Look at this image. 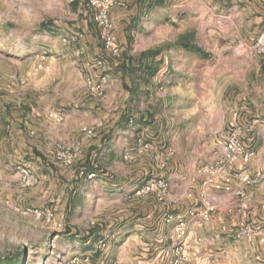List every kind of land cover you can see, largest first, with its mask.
<instances>
[{"label":"crops","instance_id":"0c3cea01","mask_svg":"<svg viewBox=\"0 0 264 264\" xmlns=\"http://www.w3.org/2000/svg\"><path fill=\"white\" fill-rule=\"evenodd\" d=\"M148 1L134 0V3H122V7L118 5L111 10L122 57L113 58L103 48L99 57H104L106 64L97 69L89 67L90 74L86 77L90 76L94 81L103 80L105 89L110 87V84L106 85L110 82V75H107V80L102 74V70L108 67V57L114 70L121 77L125 76L120 65L123 61L127 66L131 65L128 57L137 56L133 52L138 50L131 51L129 47L134 41L137 22L155 4ZM174 1L193 6L195 0ZM225 3L230 11H237L239 25L251 27L264 23V0H225ZM216 17L218 24L232 19L229 14ZM87 37L92 38L91 34ZM89 45L95 53L98 49L96 43L89 39ZM145 50H140V53ZM164 58L162 56L163 62ZM179 72L187 75L179 80V86L189 89L204 85V73L213 74L208 82L219 90V109L201 118L208 123L202 125L205 131L201 128V133L216 136L221 130L226 129L228 133L232 128L240 127L241 138L251 147L254 155L237 167L252 175H260L262 171L264 174L263 145L255 149L264 137V58H260L256 66L247 65L245 68L233 64L221 67L195 64L179 66ZM152 84L150 81L132 82L124 77L117 84L120 97L106 112L99 104L82 103L84 106L80 109H66L70 94H67L66 88L59 86L49 87L50 94L38 95L37 99V86L31 81L27 86V94L31 98L20 101L22 109L19 112L13 110L15 103L12 99L0 102V116L6 123L1 142L8 152L19 149L24 153H38V164L42 168L38 174L41 182L38 186L39 202L43 205L51 190L42 186L43 182L67 181L60 189L65 196L63 205L66 235L70 243L68 252L73 251V255L89 259V264H169L176 243L173 225L180 219L188 222L185 246L192 262L220 264V250L227 247V241L222 239L233 237L236 227L242 222L252 220L257 227L264 224V179L258 184L244 186L248 196L244 203L239 196L213 190L211 197L219 205L210 218L204 220L191 216L190 211L200 206L201 182L206 178L201 172L205 162L193 155L199 137L196 135L197 142H193L191 137H187L189 129L185 127H178L174 133L169 126L172 122L168 119L162 133L152 132L151 127L160 125L159 122L153 118L144 122L143 112L139 115L126 113L131 100L140 98L137 96L140 94L138 89H148ZM84 86L90 94L86 82ZM57 89H62L63 94L60 91L56 93ZM76 101H82V98ZM151 101H146L147 117L154 114L150 109ZM180 113V119L186 121L183 108ZM215 119L220 126L214 125ZM173 133L183 138L174 149L166 147V140ZM156 138H163L162 146L155 144ZM214 139L204 136L200 148L209 150V145H216ZM187 142L190 145H182ZM59 143L80 153L78 160L81 162L75 168L63 167L56 161L55 151ZM91 174L94 176L90 177ZM153 176L165 177L170 184V194L165 202L159 201L153 194L141 193ZM56 205L57 211L59 203ZM170 216L172 219L168 221ZM104 241L106 248L102 247Z\"/></svg>","mask_w":264,"mask_h":264},{"label":"rangeland","instance_id":"374dc122","mask_svg":"<svg viewBox=\"0 0 264 264\" xmlns=\"http://www.w3.org/2000/svg\"><path fill=\"white\" fill-rule=\"evenodd\" d=\"M149 1L155 4L142 20L137 22L134 41L129 50H138L133 52V55L137 56L131 61L136 65L139 60L137 53H140V50H160L157 58L149 59L153 66L158 61L159 69L151 78L141 70L135 72L136 81H150L153 84L148 89H138L140 94L136 95L140 100L132 99L126 113L139 115L143 112L144 122L152 118L159 122L160 125L151 127L152 132L162 133V127L168 119L172 122L169 126L174 133L178 131V127H185L189 129L187 137H191L193 142H197L196 135L199 137L193 155L206 164L201 170L206 175L201 182L202 206L204 201L213 200V189H209L207 195H202L203 182L212 177L203 170L221 158V145L227 137V130L219 131L216 136L212 133H201L202 125L207 123L201 118L219 109V90L208 82L213 75L211 73L203 74L205 83L197 89L180 87L179 80L185 79L187 75L179 72V66H256L264 55H255L251 51L256 38L264 34V23L251 27L239 25L237 11H230L225 0H195L193 6H185L174 0ZM117 2L115 7H122V3L131 4L134 0ZM85 3L86 0H0V102L3 99H12L15 103L13 110L19 112L22 109L20 101L31 98L27 94V86L29 82L34 81L37 86V99L38 95L50 94L49 87L66 88L67 94H70L66 109H80L84 106L82 103L95 106L99 104L106 112L113 108L121 92L119 87L117 88L118 82L124 77L132 81V77L125 72V76L121 77L108 57V67L102 70V74L106 77L110 75V82H106L110 87L106 86L102 97L86 91L84 83L87 84L88 80L94 81L92 77H86L90 74L89 67L94 69L96 60L105 59L99 57L103 53V41L93 12L88 10ZM227 14L231 15L232 19L227 23L218 24L216 16ZM89 34L92 38L87 37ZM183 35L188 36L193 44L202 49L203 56L173 45ZM89 39L97 45L95 53L89 45ZM78 50H83V53L78 54ZM120 55L122 57V54ZM162 56H165L164 62ZM88 61L89 65L86 64ZM64 66H67L66 71ZM112 71L114 72L111 74ZM62 89H57L56 93L60 91V94H63ZM79 98H82V101H76ZM148 100H152L150 109L154 111L149 117L145 114ZM181 108L186 112V121L180 119ZM213 123L216 127L220 126L217 119ZM5 126L6 123L0 116V264H6L5 261H14L17 264H68L73 259H77L80 264H89V259L79 258L73 255V251L68 252L67 246L70 243L66 235V211L63 205L65 196H62L60 189L67 181L64 179L65 182H43L42 186L51 190L46 195L44 205L39 202L38 186L41 182L38 174L42 168L38 164V153H24L19 149L8 152L1 142L6 132ZM174 133L166 140L168 148L174 149L183 139L182 136H174ZM204 136L216 139V145H209L210 148L206 151L200 148ZM261 139L255 149L258 150L263 145L264 158V137ZM154 142L157 146H162L164 140L156 138ZM182 145L190 144L187 142ZM62 146L69 147L59 143L55 151L56 161L63 167L75 168L76 164L81 162L78 160L80 153L70 147L72 151H76V155L73 163L67 165L64 162V151L60 149ZM238 164L234 168L244 170L238 168ZM60 169L63 170L61 167ZM27 172L29 182H25L23 178ZM57 203L59 207L56 211ZM222 240L227 241V247L220 250V264H264V224L257 227L252 220L242 222L236 227L233 237Z\"/></svg>","mask_w":264,"mask_h":264},{"label":"built area","instance_id":"2783aa9c","mask_svg":"<svg viewBox=\"0 0 264 264\" xmlns=\"http://www.w3.org/2000/svg\"><path fill=\"white\" fill-rule=\"evenodd\" d=\"M117 4V0H86L85 3L88 10L93 12V18L99 28L105 52L113 57H118L121 54V47L115 33V25L111 18V10ZM252 50L255 55H264V34L256 38ZM77 53L81 54L83 50H78ZM105 63V60L98 59L94 62L93 67L95 69L101 68ZM87 88L90 94L94 96L102 97L105 94L103 80H88ZM60 149L64 151V162L67 165L72 164L76 151H72L70 147L63 146ZM221 150V158L203 170L204 173L211 174L212 177L203 182L202 195H207L209 189L224 191L239 196L244 203L248 197L244 186L260 183L264 179V174L251 175L244 170L234 168L236 164L246 162L254 155L251 147L242 140L240 127H234L227 133V137L221 145ZM93 176L94 174L90 175V177ZM23 178L25 182L30 181L28 172L24 174ZM141 193L153 194L159 201L165 202L170 194V184L165 177L153 176L143 186ZM217 208L218 204L214 199L210 200V202L204 201L202 206L191 210L190 215L208 220L211 213ZM171 219L172 217L170 216L168 221H171ZM187 224L186 219H180L173 225L176 243L172 250L169 264H196L190 259L185 246ZM106 246V241H104L102 247L106 248ZM68 264H80V262L77 259H73Z\"/></svg>","mask_w":264,"mask_h":264},{"label":"trees","instance_id":"16d2710c","mask_svg":"<svg viewBox=\"0 0 264 264\" xmlns=\"http://www.w3.org/2000/svg\"><path fill=\"white\" fill-rule=\"evenodd\" d=\"M45 25V24H43ZM175 47H179L182 48L186 51L189 52H195L196 54H199L200 56H203V51L200 47L196 46L195 44L192 43V41L190 39H188V36L183 35L181 36L174 44ZM160 53V50H153V49H148L145 50L143 52H141L138 56H139V60H138V64H133L131 63V61H133V57H129L131 59L130 60V64L129 66L126 65V62L123 61V63L120 65L125 73H128L130 75V77H132V82H137L134 79V74L135 72H137V70H141L143 73H146L148 75V78H151L152 76H154L157 72H158V66L159 63L158 61H156V65L153 66V62L149 61L150 58L155 59L158 54ZM206 53V52H204ZM206 55V54H205ZM138 80V78H137ZM133 91V89H132ZM6 264H17L14 261H5Z\"/></svg>","mask_w":264,"mask_h":264}]
</instances>
